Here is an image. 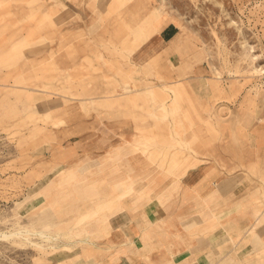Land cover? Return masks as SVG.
<instances>
[{"label":"rangeland","instance_id":"374dc122","mask_svg":"<svg viewBox=\"0 0 264 264\" xmlns=\"http://www.w3.org/2000/svg\"><path fill=\"white\" fill-rule=\"evenodd\" d=\"M132 2L133 13L126 9ZM117 3L106 15L109 27L77 32L63 47L64 56L76 58L79 74H115L106 81L110 90L99 92L95 77L76 82L68 63L49 69L26 63L19 43L0 55V264H53L47 261L51 252L74 246H81L85 264H101L113 244L93 232L91 209L117 176H137L129 159L136 163L138 154L146 156L147 179L169 176L173 183L177 175L161 164L186 156L216 164L221 173L260 172L264 0H125L115 8ZM167 22L178 25L187 45L182 73L162 50L147 58L154 34ZM37 69L58 74L39 76ZM175 80L190 94L178 110L184 124L179 142L159 104L162 82ZM52 81L54 94L41 93L51 91ZM128 89L133 92L118 95ZM51 95L55 109L43 112L38 101ZM86 120L99 125L87 127ZM85 131L105 140L94 144L95 152L76 141ZM148 134L155 137L146 147ZM14 231L21 233L3 236Z\"/></svg>","mask_w":264,"mask_h":264},{"label":"crops","instance_id":"0c3cea01","mask_svg":"<svg viewBox=\"0 0 264 264\" xmlns=\"http://www.w3.org/2000/svg\"><path fill=\"white\" fill-rule=\"evenodd\" d=\"M46 1L43 4V0L35 3L32 0H0V55L8 54L19 43L26 63L35 62L37 67L46 65L43 68L47 69L68 63L71 77L76 82H87L95 77V88L99 92L111 89L106 81H113L111 77L115 74H79L83 70L76 66V58L72 60L64 56L63 47L76 37L77 32H100L104 26L109 27L106 15L112 11L111 5L117 2ZM122 1L125 0H119V3ZM119 3L114 7L118 8ZM132 5L133 2L126 9L133 13ZM154 37L147 48V58H151L156 50H162L170 60H176L175 68L182 73L186 63L182 52L187 50V45L181 38L178 25L167 22ZM47 71L37 69L35 74H58L57 70ZM162 85L165 89L159 92L160 109L171 116L170 129L179 142L184 124L178 110L183 100L190 99L189 89L181 80L162 82ZM50 87L51 91L39 90L54 94L57 85L52 81ZM127 88L126 85L124 89ZM148 88L153 92L151 86ZM128 92L133 91L128 89L118 95L125 96ZM38 103L37 107L43 112L51 111L55 109L56 97L45 96ZM72 121L75 127L82 125L81 120ZM84 125L99 123L86 120ZM154 137L155 134L146 136V147ZM76 141L88 144V149L95 152L94 144H102L105 140L85 131L83 138ZM137 157L140 158L136 163L134 157L129 159L131 168L138 170L137 176H117L103 188L106 195L97 199L91 209L93 232L99 239L110 240L113 244L107 256L101 258V264H264L262 160L258 165L260 172L255 177L244 170L221 173L216 164H204L201 158L186 156L172 161L169 166L166 162L161 164L163 169L177 175L173 183L169 176L147 179L143 163L146 156L138 154ZM114 167L121 168L116 163ZM247 185L248 197L244 191ZM175 186L177 191H174ZM79 247L59 248L49 254L47 261L85 264L87 259L78 257L82 253L77 251Z\"/></svg>","mask_w":264,"mask_h":264},{"label":"bare ground","instance_id":"6f19581e","mask_svg":"<svg viewBox=\"0 0 264 264\" xmlns=\"http://www.w3.org/2000/svg\"><path fill=\"white\" fill-rule=\"evenodd\" d=\"M260 71H262V69H260ZM29 232V231H28ZM27 232V233H28ZM39 232V231H38ZM21 233V231H14V232H12V233H9V234H7V233H4L3 234V236L4 237H11V236H14V235H19ZM34 233V232H33ZM23 234V233H22ZM40 234L41 235H43V236H46L43 232H40ZM47 237V236H46ZM45 240V239H44ZM41 241H42V239H41ZM40 242V241H39ZM33 243V242H32Z\"/></svg>","mask_w":264,"mask_h":264}]
</instances>
